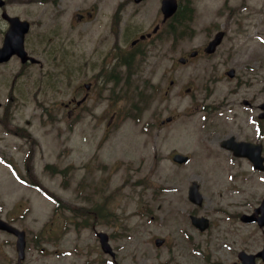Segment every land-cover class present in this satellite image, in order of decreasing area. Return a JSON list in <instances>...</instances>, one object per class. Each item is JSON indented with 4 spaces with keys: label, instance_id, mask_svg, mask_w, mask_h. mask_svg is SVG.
Listing matches in <instances>:
<instances>
[{
    "label": "rangeland",
    "instance_id": "1",
    "mask_svg": "<svg viewBox=\"0 0 264 264\" xmlns=\"http://www.w3.org/2000/svg\"><path fill=\"white\" fill-rule=\"evenodd\" d=\"M95 1L62 0L66 11L59 16L47 12L37 19V12L29 11L31 21L45 26L42 30L32 25L27 38L34 42L43 35L52 54L51 64L46 66L51 73V92L40 102L42 105L33 100L32 94L40 70L27 67L20 72L15 59L4 64L5 93L10 81L14 80V84L10 89L13 99L7 94L0 97L10 114H4L5 127L0 128V216L25 228L26 264H92L94 258H99L94 264H208L203 256L205 245H190L187 241L197 237L190 235L186 216L187 210L196 207L187 199V186L192 179L199 182L205 198L201 212H208V191L232 186L233 192L229 191L224 201L236 204V189L243 185L247 191L248 186L233 179L226 166L215 172L208 170V164L213 162L205 156L209 80L218 79L214 94L219 100L228 83L222 77L228 52L263 50L260 42L264 40V13H258L264 9V0L180 1L192 12L189 20L177 26L178 36L166 32L173 23L170 19L160 25L144 51L118 52L117 58L115 54L105 61L110 44H95L101 26L84 33L81 24L74 23L68 35L60 29L62 25L71 26L75 9ZM116 1H103L97 12L101 19L110 14ZM159 5L160 0L129 3L123 16L129 14V23L138 29L134 33L130 29L122 32L116 41L131 34L125 37L129 43L140 31H151L161 23ZM219 28L226 30L222 43L212 54H205L203 46ZM192 49H198L195 56L189 55ZM110 51L116 53V49ZM179 56H185L186 61H178ZM126 57H133L131 68L121 64ZM98 60L110 67L117 61L115 73L119 79L111 95L114 103L89 99L79 108V114L69 117L62 103L95 71H79L80 63L95 65ZM167 115L172 116L171 120L161 123ZM18 123L27 127L24 137L12 132ZM175 150L189 154L190 160L194 153V160L177 165L171 159ZM15 171L51 193L57 203L19 181ZM253 195L254 188L247 192L245 202L252 204ZM69 204H96L98 221L94 222L93 208L88 207L86 214L80 215ZM60 206L63 209L54 211ZM238 208L248 206L234 207ZM85 220V226L74 224ZM52 223L56 234L49 238ZM228 228L236 241L243 234L240 246L246 251L261 247L260 231L252 225L225 220L204 233L209 239L208 248L221 243L223 250L231 249L217 239ZM93 229L109 234L114 262L107 261L109 255L96 247ZM250 231L254 235L248 238ZM155 236L165 238L162 245H154ZM227 242L232 243L230 239ZM14 259L13 235L0 230V264H11Z\"/></svg>",
    "mask_w": 264,
    "mask_h": 264
},
{
    "label": "flooded vegetation",
    "instance_id": "2",
    "mask_svg": "<svg viewBox=\"0 0 264 264\" xmlns=\"http://www.w3.org/2000/svg\"><path fill=\"white\" fill-rule=\"evenodd\" d=\"M61 1L62 0H0V57L1 53H7L4 59L0 58V97L7 94L10 99H13L10 94V89L13 88L14 80L13 82L10 81L9 90L5 93L4 85L6 79L2 72L4 64L11 59L17 61L20 72L27 67H36L40 70L38 79L34 81L35 92L32 93L35 102H39V104L42 105L40 102L45 101V98L50 94L51 86L49 84V78L51 73L46 70V66L51 64V62H49L52 55L51 48L48 47V42L44 39L43 35L41 36L42 38H35L34 42L27 38L32 25L41 27L42 30H44L45 23L40 22L38 24L37 21H31L29 19V11L37 12L35 15L37 19L42 18L43 14L47 12L59 16L66 11L64 8L65 4H62ZM103 1L104 0H96L87 7L75 9L72 12L73 19L70 20L71 26L62 25L60 29L64 30V33L68 35L74 23L81 24V29L84 33L94 26H101L98 32L99 39L95 44L96 46L110 44L103 61H105L108 56L115 54L117 58L118 52L139 53L144 51L143 48L147 45V41L158 32L157 30L152 31L151 29V33L146 34L144 37L140 36L143 33L140 31L129 43H127L125 37H130L131 34L123 37V41H116L122 32L130 29V31L134 33L138 29L137 26L129 23V14L127 17L123 15L129 3L133 2L134 4H138L143 0H117L110 14L106 15L104 19H101L97 12L102 9ZM25 5H32L34 7L32 9L23 7ZM159 11L161 13V23L169 21L172 17L173 29L176 31L180 23L179 8L176 14L165 19L163 18L162 11ZM263 13L264 9L259 11L258 15H262ZM225 34L226 30L224 29V35ZM175 36H178V34L176 33ZM214 36L215 34L213 33L211 37ZM222 40L217 47L222 43ZM260 43L264 44V40ZM111 48L113 50L116 49V53L110 51ZM231 49L233 50L234 47H231ZM17 50H23L25 56H22ZM212 53L213 52L208 53V55ZM244 54L247 55L246 58H244ZM116 62L117 61H115L113 67H110V65L105 62L102 64L100 60L96 61L95 65L80 63V67H78L79 71H84L86 68L95 71L91 74L93 77L90 76L87 80L77 85L75 93L67 102L62 103L69 117L74 116L79 108L89 99H91V101L106 99L108 102L113 100L111 97L112 91L116 88V81L119 79L115 73ZM132 63L133 57H126L122 60L121 64L126 67L128 66L127 68H131ZM224 63L227 64V67L223 68L222 77L225 78L228 83L225 84L219 100L215 99L214 94V84L218 79L209 80L208 146H206L208 148V153H205V156L213 160L211 164H208L209 171L212 170L215 172L222 168L221 166H226V169L232 172L233 179L237 178L240 183H248L247 191L243 190V185H240V187L236 189L235 193L239 197V201L236 204H228V202L224 201L228 196V192H233L234 187L232 186H225L223 190L208 191V212L199 211L202 204H193L196 207L186 211L188 226L191 231L190 235L197 236L194 240L187 239V241L190 245L192 243H203L205 245L206 251L203 256L208 261V264H241L246 256L245 254L256 253L259 250L257 249L254 252H250L246 251L244 246H240L244 241L243 234L238 235V241H236L234 235H232L231 228H228V231L219 233L217 239L219 238L223 243L231 246V249L223 250L221 243H215L213 247L208 248L209 239L204 233L208 232L212 227H219L220 222L225 220L232 223L238 222L240 225H252L254 229L260 231V239L262 241L261 248L264 246V223L259 225V219L264 218L261 209L264 201V183H260L264 182V48L262 51L248 50L243 53L237 52L236 54L235 52H228V58ZM230 68L233 69L232 75L226 73ZM100 79L103 82H101ZM102 87L105 89L103 93L101 92ZM112 103H114V101H112ZM44 111H47V107H44ZM5 113L10 115L8 110H4L0 99L1 129L5 127ZM26 122L28 123L29 120L26 119ZM26 131L27 127L18 123L17 127L12 132L16 136L24 137ZM204 146L205 145H203V147ZM229 162H231L230 165ZM181 164L183 163H177V165ZM232 176L229 175L230 179ZM210 182L213 183L214 179L210 178ZM253 188V202L252 204H248L245 202V197L247 196V192ZM212 192H214V195H212ZM246 205L248 206L247 209H234V207ZM93 211L96 214L98 212L97 209ZM192 215L205 216L208 220L206 228H197L191 222L190 218ZM251 215L255 220L249 219ZM3 218L10 220L6 217ZM95 220L97 221V217ZM47 235L51 238L55 234L53 232L52 235ZM253 235L254 234L250 231L248 238H251ZM13 238L15 259L11 264L16 260L17 256L16 236L14 235ZM25 238L23 264H26L25 260L28 245V234L26 230ZM108 238L110 240L109 234ZM227 239H230L232 243L229 244ZM96 247L100 249L98 243ZM112 256L113 255H109L110 259H107V261L114 262V257ZM259 259L260 257L257 256L254 258V261H258ZM98 261L99 258H94L90 262L94 264Z\"/></svg>",
    "mask_w": 264,
    "mask_h": 264
},
{
    "label": "water",
    "instance_id": "3",
    "mask_svg": "<svg viewBox=\"0 0 264 264\" xmlns=\"http://www.w3.org/2000/svg\"><path fill=\"white\" fill-rule=\"evenodd\" d=\"M139 1V0H136ZM176 8V0H162V4H161V10L163 12L164 18L169 16L170 14H172L175 11ZM156 29V27L154 28V30ZM149 34V33H148ZM223 32L222 31H218L214 38L212 40H210L207 45L205 46V51L206 52H212L216 45L220 42L221 38H222ZM142 37H144V34H141ZM18 52H20V54L22 56H25V53H23V50H17ZM196 50L191 51V55L196 54ZM7 53H1V59H4V56ZM180 61H184L183 57L179 58ZM227 73L229 75L233 74V69H229L227 71ZM167 119H169V117H167ZM173 159L174 160H178L179 162L184 161L187 159L186 155L180 154V153H175L173 155ZM189 197L194 200L197 201L198 203L201 202V195L198 192V184L196 182H193L192 185L189 187ZM262 213L264 215V201L262 204ZM192 222L193 224H195L196 226H198L200 229H204L207 226V218L204 216H191ZM249 219H253V217H249ZM260 224L264 223V219L262 221L259 222ZM0 228H4L6 230L15 232L19 235L20 239H23V231L18 230L16 227H14L13 225L9 224L8 222H6L5 220L0 219ZM100 237V243H101V247L103 250L105 251H109L110 247L109 244L107 242V234L105 232H98L97 233ZM163 241L162 238H156L155 239V243L156 245H159L161 242ZM23 244V243H22ZM18 249L20 251H22V245L20 246V244H18ZM264 249L262 251H260V253L263 254ZM20 256H22V254H20ZM264 256V255H263ZM252 255L244 257L243 259V264H254L253 260H252Z\"/></svg>",
    "mask_w": 264,
    "mask_h": 264
},
{
    "label": "trees",
    "instance_id": "4",
    "mask_svg": "<svg viewBox=\"0 0 264 264\" xmlns=\"http://www.w3.org/2000/svg\"><path fill=\"white\" fill-rule=\"evenodd\" d=\"M181 18L180 21L183 22L185 19L190 18V9L185 10L183 6H180ZM170 30L173 32V25H170Z\"/></svg>",
    "mask_w": 264,
    "mask_h": 264
},
{
    "label": "bare ground",
    "instance_id": "5",
    "mask_svg": "<svg viewBox=\"0 0 264 264\" xmlns=\"http://www.w3.org/2000/svg\"><path fill=\"white\" fill-rule=\"evenodd\" d=\"M15 249V248H14Z\"/></svg>",
    "mask_w": 264,
    "mask_h": 264
}]
</instances>
